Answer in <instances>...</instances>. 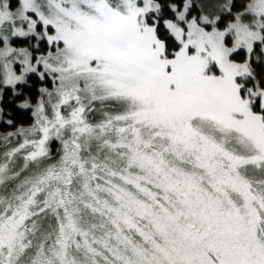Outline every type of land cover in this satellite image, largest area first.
I'll return each mask as SVG.
<instances>
[{
	"label": "snow or ice",
	"instance_id": "snow-or-ice-1",
	"mask_svg": "<svg viewBox=\"0 0 264 264\" xmlns=\"http://www.w3.org/2000/svg\"><path fill=\"white\" fill-rule=\"evenodd\" d=\"M0 264H264V0H0Z\"/></svg>",
	"mask_w": 264,
	"mask_h": 264
}]
</instances>
